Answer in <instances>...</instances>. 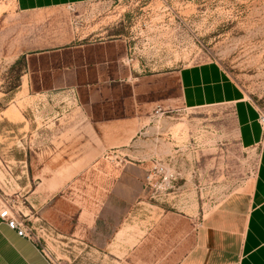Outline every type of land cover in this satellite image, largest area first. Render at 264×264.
I'll use <instances>...</instances> for the list:
<instances>
[{
  "label": "rangeland",
  "instance_id": "obj_1",
  "mask_svg": "<svg viewBox=\"0 0 264 264\" xmlns=\"http://www.w3.org/2000/svg\"><path fill=\"white\" fill-rule=\"evenodd\" d=\"M211 62L263 120L264 0H0V200L54 264H179L251 188L232 110L179 105L178 73ZM102 164L130 183L106 189Z\"/></svg>",
  "mask_w": 264,
  "mask_h": 264
},
{
  "label": "crops",
  "instance_id": "obj_2",
  "mask_svg": "<svg viewBox=\"0 0 264 264\" xmlns=\"http://www.w3.org/2000/svg\"><path fill=\"white\" fill-rule=\"evenodd\" d=\"M112 0H14L22 14L50 12ZM184 109L228 107L243 150L256 151V179L247 191L229 196L200 224L191 250L179 264H264V122L244 91L218 63L185 67L178 73ZM99 182L117 194L129 178L115 164L94 166ZM128 187V186H127ZM123 196V195H122ZM120 196V197H122ZM128 200V199H126ZM0 200V214L3 210ZM0 264H54L34 239L20 236L0 218Z\"/></svg>",
  "mask_w": 264,
  "mask_h": 264
},
{
  "label": "built area",
  "instance_id": "obj_3",
  "mask_svg": "<svg viewBox=\"0 0 264 264\" xmlns=\"http://www.w3.org/2000/svg\"><path fill=\"white\" fill-rule=\"evenodd\" d=\"M262 121L264 122V119ZM0 218L3 221L7 222L11 229L18 231L20 236L33 239L30 231L26 228L25 224L20 221L17 217H15L10 209L4 208L0 214ZM42 252L46 257H48L44 250H42Z\"/></svg>",
  "mask_w": 264,
  "mask_h": 264
}]
</instances>
